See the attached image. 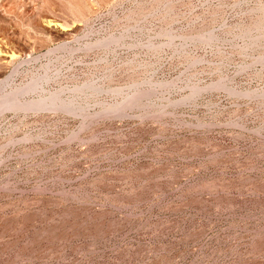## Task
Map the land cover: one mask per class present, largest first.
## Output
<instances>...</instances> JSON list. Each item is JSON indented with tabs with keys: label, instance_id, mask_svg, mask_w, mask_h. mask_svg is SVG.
<instances>
[{
	"label": "rangeland",
	"instance_id": "1",
	"mask_svg": "<svg viewBox=\"0 0 264 264\" xmlns=\"http://www.w3.org/2000/svg\"><path fill=\"white\" fill-rule=\"evenodd\" d=\"M0 47V264H264V0H0Z\"/></svg>",
	"mask_w": 264,
	"mask_h": 264
},
{
	"label": "bare ground",
	"instance_id": "2",
	"mask_svg": "<svg viewBox=\"0 0 264 264\" xmlns=\"http://www.w3.org/2000/svg\"><path fill=\"white\" fill-rule=\"evenodd\" d=\"M43 23H45L46 24V26H48V27H54V28H57V29H60V30H62V32L64 31V30H66V24H64V23H61V22H59V21H57V20H54V19H50V18H45L44 20H43ZM55 32V31H54ZM60 32V31H59ZM3 53V50L1 49V47H0V54H2ZM15 56V55H14Z\"/></svg>",
	"mask_w": 264,
	"mask_h": 264
}]
</instances>
